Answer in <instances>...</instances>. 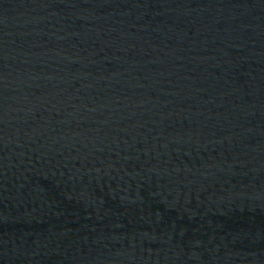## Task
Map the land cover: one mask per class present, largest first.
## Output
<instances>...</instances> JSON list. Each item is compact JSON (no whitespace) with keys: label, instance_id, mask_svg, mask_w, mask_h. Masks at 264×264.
<instances>
[{"label":"water","instance_id":"1","mask_svg":"<svg viewBox=\"0 0 264 264\" xmlns=\"http://www.w3.org/2000/svg\"><path fill=\"white\" fill-rule=\"evenodd\" d=\"M0 264H264V0H0Z\"/></svg>","mask_w":264,"mask_h":264}]
</instances>
